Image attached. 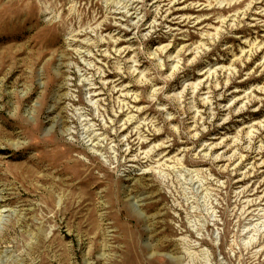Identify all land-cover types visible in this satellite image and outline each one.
<instances>
[{
  "label": "rangeland",
  "instance_id": "374dc122",
  "mask_svg": "<svg viewBox=\"0 0 264 264\" xmlns=\"http://www.w3.org/2000/svg\"><path fill=\"white\" fill-rule=\"evenodd\" d=\"M0 264H264V0H0Z\"/></svg>",
  "mask_w": 264,
  "mask_h": 264
}]
</instances>
